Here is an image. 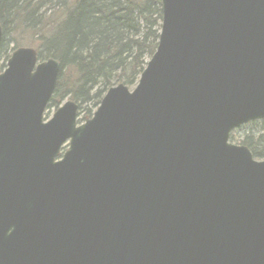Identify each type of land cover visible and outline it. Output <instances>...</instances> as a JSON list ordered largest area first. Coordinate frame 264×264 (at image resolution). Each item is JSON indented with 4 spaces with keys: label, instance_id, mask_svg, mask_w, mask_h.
<instances>
[{
    "label": "water",
    "instance_id": "obj_1",
    "mask_svg": "<svg viewBox=\"0 0 264 264\" xmlns=\"http://www.w3.org/2000/svg\"><path fill=\"white\" fill-rule=\"evenodd\" d=\"M160 4L137 85L82 124L73 101L44 121L58 61L9 56L0 264H264V160L230 142L264 119V0Z\"/></svg>",
    "mask_w": 264,
    "mask_h": 264
},
{
    "label": "trees",
    "instance_id": "obj_2",
    "mask_svg": "<svg viewBox=\"0 0 264 264\" xmlns=\"http://www.w3.org/2000/svg\"><path fill=\"white\" fill-rule=\"evenodd\" d=\"M161 17L160 0H1L0 59L13 51L8 44L20 47L23 38L12 39L16 31L33 37L39 57L60 63L48 107L68 99L90 117L110 88L137 84L156 50ZM240 145L264 159V130Z\"/></svg>",
    "mask_w": 264,
    "mask_h": 264
},
{
    "label": "rangeland",
    "instance_id": "obj_3",
    "mask_svg": "<svg viewBox=\"0 0 264 264\" xmlns=\"http://www.w3.org/2000/svg\"><path fill=\"white\" fill-rule=\"evenodd\" d=\"M22 39V43L19 44L21 48H31V49H34V50H38L37 46L34 44V40H33V37L31 36H27V35H24V37L21 35V31L18 30L16 31L13 36H12V39ZM18 47V48H20ZM6 51L7 50H10L11 49H16L15 46L13 44H8L7 47H5ZM41 61H44L46 60V56L45 54L42 55V58L40 57L39 58ZM6 68V58H1L0 59V73L3 72V70ZM64 75H67V76H70L71 73H68L67 70H64ZM66 76V77H67ZM72 77V75H71ZM58 81V80H57ZM115 87V86H114ZM129 90H132L134 88V86H131V87H128ZM67 101H69L68 99H66L65 101H63L61 103V105L59 107H61L64 103H66ZM72 101V100H71ZM74 102V101H73ZM77 104V103H76ZM58 107V108H59ZM79 107V105H78ZM58 108H55V107H47L45 112H44V120H49L53 113L58 109ZM85 108V106H82L80 109H78V113H77V123L78 124H81L85 119L87 118H90L89 116H85V112L82 111L83 109ZM95 110L92 111V113L94 112ZM263 121V120H262ZM263 130H264V123H261L260 121H255L254 122H251V123H248L246 125H243L241 126L240 128L234 130L232 133H231V137L234 138V140H230L233 144L235 145H240V142L244 140V137L247 136V135H252L254 137H257L259 134H262L263 133ZM66 146H64V148L62 149V151H64L66 149ZM258 160V159H256ZM264 160V159H262ZM258 161H261V160H258Z\"/></svg>",
    "mask_w": 264,
    "mask_h": 264
}]
</instances>
